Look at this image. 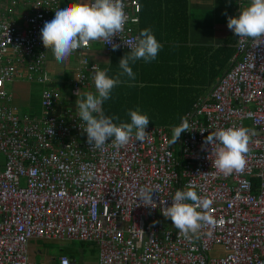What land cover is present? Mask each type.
Segmentation results:
<instances>
[{"label":"built area","instance_id":"2783aa9c","mask_svg":"<svg viewBox=\"0 0 264 264\" xmlns=\"http://www.w3.org/2000/svg\"><path fill=\"white\" fill-rule=\"evenodd\" d=\"M1 1L0 264H39L28 257L30 240L93 245L97 264H264V41L237 36L230 67L192 104L185 114L190 132L176 144H168L174 127L148 125L143 142L117 149L109 139L100 150L87 142L76 106L83 92L95 93L92 70L99 67L88 61V50L93 43L107 55L128 53L138 0H123L130 21L111 43H86L72 54L79 69L65 105L58 92L43 89L39 117L18 116L6 88L20 80L51 83L43 69L50 49L40 33L63 0ZM18 5L31 16L16 17ZM233 125L255 135L245 168L225 176L212 167L204 139ZM140 187L157 190L155 208L136 200ZM189 187L213 200L208 212L216 220L212 235L205 227L194 243L161 213L177 190ZM214 247L224 255L209 258ZM57 264L75 263L60 257Z\"/></svg>","mask_w":264,"mask_h":264},{"label":"clouds","instance_id":"9594fccd","mask_svg":"<svg viewBox=\"0 0 264 264\" xmlns=\"http://www.w3.org/2000/svg\"><path fill=\"white\" fill-rule=\"evenodd\" d=\"M124 8L123 0H92L90 4L78 2L58 7L54 11V18L45 22L41 29L42 43L46 49L51 50L58 63H63L83 44L95 41L111 43L112 38L119 36L130 21ZM131 22L138 23V18ZM227 27L242 42L251 40L259 45L264 41V0H250L239 11L238 16L228 17ZM111 46L113 50L117 48L114 43ZM127 46L129 52L118 61L119 71L116 75L110 77L107 69L93 68L95 93L86 92L76 100L78 117L83 122L80 127L87 134L89 145L95 149L103 150L109 139L112 146L119 149L133 140L143 142L147 136L145 129L150 119L146 114H141L138 108L129 110L130 123L122 122L117 125L113 120L118 117L106 116L102 107L110 99L113 89L123 82L122 77L135 79L131 64L138 60L145 63L154 61L163 47L150 28L140 30L134 41ZM87 62L84 61L86 64ZM75 95H79V92ZM190 127L188 118L181 117V123L172 129L169 146L176 144L182 132H190ZM49 133L51 135V128ZM253 135V130L236 125L209 132L204 143L210 146V154L214 156L212 167L225 176L241 172L247 163L246 155ZM212 145H215L214 149ZM154 191L157 193L154 188L140 187L136 200L139 199L144 206L155 208ZM171 201L170 206L162 207L161 213L171 220L174 228L186 241L194 243L199 240L201 229L205 227L210 229L207 235H212L211 229L216 225V220L208 212L213 204L212 199L199 195L189 187L187 190H177Z\"/></svg>","mask_w":264,"mask_h":264},{"label":"crops","instance_id":"0c3cea01","mask_svg":"<svg viewBox=\"0 0 264 264\" xmlns=\"http://www.w3.org/2000/svg\"><path fill=\"white\" fill-rule=\"evenodd\" d=\"M91 1L63 0L61 7L78 2L90 4ZM138 2L140 5L139 22L131 27L133 34L137 36L140 30L150 28L157 41L162 44L160 52H163L162 56L167 61L161 60L160 64L156 65V69L145 72L146 75L153 76L152 79L147 78L150 80H141L139 73L135 71V79L131 80L132 84H157L166 89L163 90L164 96L167 95L170 100L195 97V103L205 98L215 82L226 72L223 66L224 57L218 53L219 50H223L226 44L229 48L235 49L237 36L228 29L227 19L238 16L239 11L245 8L250 0H138ZM5 6L6 3L0 0V10ZM17 10L16 17L20 14L24 17L31 16V10L27 5H18ZM87 57L89 62L97 65L101 70L107 69L109 72L113 65L118 72V61L123 56H114L113 53L107 55L100 45L91 43ZM43 69L51 81L48 85L42 86L23 80L10 84L8 93L11 96L13 107L14 105L21 107L29 96L23 92H14L13 86H32L33 84L41 88L40 100L42 90L49 86L48 89L58 92L61 96L60 106L65 105L63 98L69 96L70 84L79 69L77 58L71 55L63 63H58L50 50L46 55ZM40 111L41 105L36 113L40 114ZM24 114L27 116L24 112L18 116H24ZM92 247L95 252L93 255L96 256V249L93 245ZM67 251L68 249L66 252L59 251V256L55 260L56 264L60 257L69 259L66 256Z\"/></svg>","mask_w":264,"mask_h":264},{"label":"trees","instance_id":"16d2710c","mask_svg":"<svg viewBox=\"0 0 264 264\" xmlns=\"http://www.w3.org/2000/svg\"><path fill=\"white\" fill-rule=\"evenodd\" d=\"M218 53L223 55V66L227 71L235 55V49L229 48L226 44V47L223 50H219ZM113 54L114 56H124L127 53ZM162 55L163 52L159 51L157 58L152 62L145 63L143 60H138L135 64H131L133 72L139 73L141 80L152 79L153 76L146 75L145 72L147 73V70L152 71V69H156V65L160 64L161 60L165 61L166 58ZM116 72L115 67L112 65L108 75L110 77L115 76ZM125 78L127 77L122 78L123 82L113 89L110 99L105 101L102 106L106 116L118 117V119L113 120L117 125L122 122L130 123L129 110H136L138 108L141 114H146L149 117L150 122L148 125L177 126L181 122V117H184L190 111V107L196 100L195 97H191L190 99L182 97L170 100L167 98V95L164 96L163 90L166 89L161 88L157 84H132L131 80ZM171 107L175 109L171 110ZM84 250H87L92 255L95 253L92 245L79 244L78 249L68 250L66 256L69 257L70 261H73Z\"/></svg>","mask_w":264,"mask_h":264},{"label":"rangeland","instance_id":"374dc122","mask_svg":"<svg viewBox=\"0 0 264 264\" xmlns=\"http://www.w3.org/2000/svg\"><path fill=\"white\" fill-rule=\"evenodd\" d=\"M45 88H50L46 86ZM14 92H23L27 96L25 104L23 103L21 107L16 108L17 114L27 113V116L37 117L40 110V90L41 88L38 85L33 84L32 86L16 85L12 88ZM6 91H10V88H6ZM66 94V93H64ZM23 110V112H22ZM174 127V126H166ZM78 243L76 242H67V241H43V240H30L27 245V254L31 261H34L39 264H56L55 260L59 256V251L66 252V249H78ZM63 249V250H61ZM224 255L223 250L219 247H214L213 250L208 254V257H216ZM75 264H97V255L90 254L87 250L81 252L78 258H74Z\"/></svg>","mask_w":264,"mask_h":264}]
</instances>
